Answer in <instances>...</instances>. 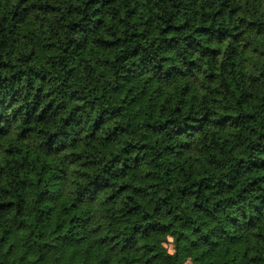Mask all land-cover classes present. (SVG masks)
<instances>
[{"label": "trees", "instance_id": "trees-1", "mask_svg": "<svg viewBox=\"0 0 264 264\" xmlns=\"http://www.w3.org/2000/svg\"><path fill=\"white\" fill-rule=\"evenodd\" d=\"M185 259L264 264V0H0V264Z\"/></svg>", "mask_w": 264, "mask_h": 264}, {"label": "rangeland", "instance_id": "rangeland-1", "mask_svg": "<svg viewBox=\"0 0 264 264\" xmlns=\"http://www.w3.org/2000/svg\"><path fill=\"white\" fill-rule=\"evenodd\" d=\"M169 248V246H168ZM180 264H190V260L189 259H185L183 262H181Z\"/></svg>", "mask_w": 264, "mask_h": 264}]
</instances>
